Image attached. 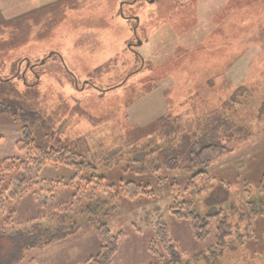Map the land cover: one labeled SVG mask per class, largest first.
Instances as JSON below:
<instances>
[{
  "label": "rangeland",
  "instance_id": "1",
  "mask_svg": "<svg viewBox=\"0 0 264 264\" xmlns=\"http://www.w3.org/2000/svg\"><path fill=\"white\" fill-rule=\"evenodd\" d=\"M159 1L53 0L0 24V165L25 156L15 144L21 125L1 113L8 109L36 115L26 124L38 146L74 149L109 181L133 160L152 159L142 182L157 187L154 199L111 203L110 195H99L102 207L86 195L73 201V173L46 166L37 176L45 184L6 202L0 230L10 212L12 228L35 219L50 229L71 204L77 231L28 252L19 264H86L101 247L100 223L114 236L124 234L112 264H264V197L257 191L264 169V0ZM135 34L140 57L129 51ZM196 142L226 150L192 170L185 158ZM199 171L231 194H203L195 201L199 211L242 204L245 215L216 257L206 252L215 245L214 223L199 242L189 223L170 213L175 199L192 200L184 189ZM0 179L4 190L9 177ZM173 182L181 185L176 197L167 193ZM49 190L54 200L40 206ZM159 224L177 246V258L160 243L156 253L149 251Z\"/></svg>",
  "mask_w": 264,
  "mask_h": 264
},
{
  "label": "trees",
  "instance_id": "2",
  "mask_svg": "<svg viewBox=\"0 0 264 264\" xmlns=\"http://www.w3.org/2000/svg\"><path fill=\"white\" fill-rule=\"evenodd\" d=\"M158 1L156 0L155 2ZM160 14H163V12H160ZM182 33H184L183 30L178 31V35H182ZM1 113H11L12 121L21 125L20 139L16 142V148L25 156L22 159L16 157L1 161L0 176L1 178L8 176L9 181L8 186L4 190H0V216L4 213L6 202L17 200L25 194L33 193V191L36 192L37 188L45 184V181H38L37 176L46 166L65 168L73 173L71 187L77 189L73 201L76 199L81 201V197L86 198L87 196L88 201H91V203L106 207V203L98 200L99 195H110L111 203L117 202L120 197L128 201H134L139 198H155L157 192L155 189L157 187L147 181L145 183L142 182V178H146L143 175L147 173L148 161L152 159H148L147 161L133 160L131 163H128L119 179L109 181L106 174H99L97 166L74 149L69 147L52 148L38 146L33 139L30 127L26 124L27 121L36 120L34 113H20L17 116L16 113L10 112L8 109H2ZM225 150L221 145H201L199 142H196V144L191 146L185 158L186 162H188V168L194 170L209 164ZM153 152L151 151L149 155ZM155 170L158 171L159 167ZM213 179L208 173L202 171L193 173L184 189V192L192 200L178 202L175 199L170 213L176 220L189 223L195 240L199 242L208 237L209 228L214 223L216 228L215 245L209 247L206 252L216 257L222 253L221 250L229 246L228 239L233 236L234 232H237L239 222L245 218V215L240 213V211H243L242 204L239 206H234L233 204L228 207V211H223L220 208L199 211L195 201L203 194L210 195L213 190H218V192L223 193L224 198H230L229 188L215 189L213 187ZM49 186L48 189L53 188L52 184H49ZM180 190L181 185L173 182L169 186L167 193L170 196L176 197L180 193ZM257 191L260 194L259 196L261 194L264 195V169L257 183ZM47 195L49 199L47 197H39L43 199L42 202H39L40 206H44L47 203L46 200H54L50 190L47 192ZM70 207H72L71 204L68 207L66 206V211L59 224L50 229L43 227L35 219L30 220L22 229L12 228L10 226L13 215L10 212L5 221L7 228L0 230V264H19L28 252L44 250L73 236L77 229L69 213ZM259 208L262 211L264 210L262 201ZM91 210L92 206L88 205L87 217L91 218ZM116 211L117 207L112 205L110 212L115 213ZM262 214L264 213L261 212L259 215ZM66 218L69 221V225H66L64 222ZM90 218L88 221L91 226H94V220ZM50 222L52 224L51 220ZM96 233L101 247L98 254L86 264H112V260L118 252L119 242L124 237V234L112 235L106 223H100L96 228ZM262 233H264V230ZM155 243H160L168 251L169 256L173 255V257L177 258L176 256L178 255L175 251L177 246L169 238L168 230L165 226L159 224L155 228L154 239L149 245V251L152 253H156ZM216 250H220V253L218 254ZM164 263L170 264L171 262L164 261Z\"/></svg>",
  "mask_w": 264,
  "mask_h": 264
},
{
  "label": "crops",
  "instance_id": "3",
  "mask_svg": "<svg viewBox=\"0 0 264 264\" xmlns=\"http://www.w3.org/2000/svg\"><path fill=\"white\" fill-rule=\"evenodd\" d=\"M51 2H53V0H0V24L12 22L15 19L29 15L42 5ZM16 142L17 140H15V144ZM262 197H264V195H262Z\"/></svg>",
  "mask_w": 264,
  "mask_h": 264
},
{
  "label": "flooded vegetation",
  "instance_id": "4",
  "mask_svg": "<svg viewBox=\"0 0 264 264\" xmlns=\"http://www.w3.org/2000/svg\"><path fill=\"white\" fill-rule=\"evenodd\" d=\"M146 3H150L149 2V0H144ZM155 1L156 0H154V2H153V4L155 3ZM136 2V0H132V2H131V4H133V3H135ZM150 4H152V3H150ZM134 17H130V18H128V19H133ZM137 21V20H136ZM138 22V21H137ZM135 26H136V24H135ZM135 30V29H134ZM139 41V37L137 36V34H135L134 35V42L129 46V51H130V53H132L133 55H138L139 57H140V54H139V52L136 50V47H139V46H137V42Z\"/></svg>",
  "mask_w": 264,
  "mask_h": 264
},
{
  "label": "water",
  "instance_id": "5",
  "mask_svg": "<svg viewBox=\"0 0 264 264\" xmlns=\"http://www.w3.org/2000/svg\"><path fill=\"white\" fill-rule=\"evenodd\" d=\"M153 2H154V0H151V1H150V3H153ZM136 20H137V19H136ZM137 21H138V20H137ZM140 45H141V41H138V42H137V46H140Z\"/></svg>",
  "mask_w": 264,
  "mask_h": 264
}]
</instances>
